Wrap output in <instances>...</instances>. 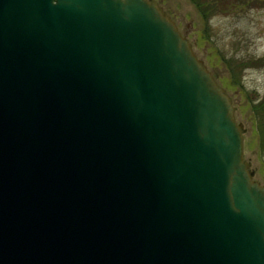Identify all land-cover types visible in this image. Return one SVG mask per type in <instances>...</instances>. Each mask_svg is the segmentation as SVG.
<instances>
[{
  "label": "water",
  "instance_id": "obj_1",
  "mask_svg": "<svg viewBox=\"0 0 264 264\" xmlns=\"http://www.w3.org/2000/svg\"><path fill=\"white\" fill-rule=\"evenodd\" d=\"M244 134L156 1L0 0V264H264Z\"/></svg>",
  "mask_w": 264,
  "mask_h": 264
},
{
  "label": "rangeland",
  "instance_id": "obj_2",
  "mask_svg": "<svg viewBox=\"0 0 264 264\" xmlns=\"http://www.w3.org/2000/svg\"><path fill=\"white\" fill-rule=\"evenodd\" d=\"M188 39L194 54L216 82L227 92L235 108V119L245 129L244 159L254 179L264 186V7L236 15H216L207 22L190 0H154ZM245 60L246 66L234 76L227 61ZM233 58V59H232ZM263 128V129H262Z\"/></svg>",
  "mask_w": 264,
  "mask_h": 264
},
{
  "label": "trees",
  "instance_id": "obj_3",
  "mask_svg": "<svg viewBox=\"0 0 264 264\" xmlns=\"http://www.w3.org/2000/svg\"><path fill=\"white\" fill-rule=\"evenodd\" d=\"M191 3L198 9L201 16L209 22L216 15H236L239 12H245L254 7H264V0H190ZM245 10V11H244ZM240 14V13H239ZM234 58V57H233ZM232 58V59H233ZM256 64H264L262 60ZM227 65L234 76H237L238 71L246 66L245 60L234 58L233 61H227ZM263 66V65H262ZM264 110V102L255 106L256 115H262ZM263 129V128H262ZM264 132V129L261 130ZM264 136V134H262Z\"/></svg>",
  "mask_w": 264,
  "mask_h": 264
}]
</instances>
